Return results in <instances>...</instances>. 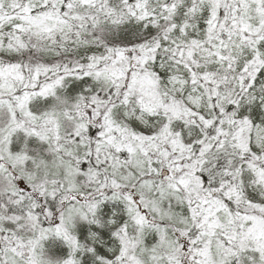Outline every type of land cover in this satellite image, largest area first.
I'll return each instance as SVG.
<instances>
[{
	"label": "snow or ice",
	"instance_id": "1",
	"mask_svg": "<svg viewBox=\"0 0 264 264\" xmlns=\"http://www.w3.org/2000/svg\"><path fill=\"white\" fill-rule=\"evenodd\" d=\"M0 264H264V0H0Z\"/></svg>",
	"mask_w": 264,
	"mask_h": 264
}]
</instances>
